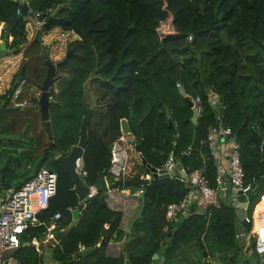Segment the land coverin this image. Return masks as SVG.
<instances>
[{"label": "trees", "instance_id": "trees-1", "mask_svg": "<svg viewBox=\"0 0 264 264\" xmlns=\"http://www.w3.org/2000/svg\"><path fill=\"white\" fill-rule=\"evenodd\" d=\"M23 3L31 13L55 7L46 15L43 32L59 28L77 35L66 44L71 53L64 64L54 71L56 91L47 106L51 139L30 91L38 88L46 67L38 56L40 39L26 44L25 18L16 13ZM165 20L169 29L159 34ZM0 22L2 37L11 36L7 50L18 51L26 44L16 74L21 71L24 84L15 100L29 102L13 106L10 89L0 96L6 99L0 107V135L11 136L0 138V196L18 188L40 167L56 173L55 193L46 208L36 213L43 224L20 234L12 252L18 264H42V253L31 241L40 243L59 229L66 233L53 247L57 264H123V253L114 256L107 249L118 243L123 251L126 237L130 264H264L253 250L249 229L237 231L233 208L226 200L204 205L202 214H197L199 205L194 200L189 202L176 229L166 236L172 227L164 217L166 205L190 191L177 175L151 179L142 187L141 216L127 232L121 226L122 213L107 206L104 193L105 183L135 192L141 183L139 172L149 171L139 156L158 168L169 152L177 159L183 156L186 175L202 169L214 187L216 166L205 136L220 113L221 123L230 130L228 137L238 144L243 184L257 181L247 196L246 215H252V225L264 221L259 207L264 196V0H0ZM176 83L184 94L202 99L195 124L189 121L191 110ZM208 88L219 96L223 112L206 102ZM86 91L94 94V101L80 158L82 179L93 185L102 176L103 191L93 193L82 206L54 157L65 154L77 141L80 101ZM122 118L132 139L123 144L124 170L111 184L109 146L120 135ZM140 140L138 154L134 144ZM74 208H78L77 219L68 227ZM54 212L59 218L50 224ZM240 232L245 237H236ZM162 240L165 243L152 260ZM97 243L93 253L80 255L79 247ZM243 248L250 250L249 258L242 256Z\"/></svg>", "mask_w": 264, "mask_h": 264}, {"label": "built area", "instance_id": "built-area-1", "mask_svg": "<svg viewBox=\"0 0 264 264\" xmlns=\"http://www.w3.org/2000/svg\"><path fill=\"white\" fill-rule=\"evenodd\" d=\"M54 10L55 7H49L46 8V10L42 13L39 11L31 13L29 16L32 18L33 30L36 31L38 29L41 31V26L44 22V16H46L49 12H53ZM16 13H19V8L16 10ZM62 75L65 74L63 73ZM23 84L24 79L21 78L16 87L11 90L10 100L15 107L29 105V102L25 100L21 102H17L15 100ZM176 86L181 88L178 83H176ZM32 88L33 87H31V89ZM55 91L56 80L54 79L47 89V98L49 101L52 99L51 93H54ZM5 92L6 91L0 88V96L5 95ZM39 93L40 91L36 87L32 90L33 97L38 96ZM183 95L190 101L189 108H191L197 118L202 111L201 97L198 95L193 96L184 94V92ZM205 97L206 102L216 110H219V108L222 107L219 96L210 88L206 90ZM220 117L221 114L217 113L214 123L207 127L205 136V141L207 142L210 155L211 149L214 148L215 143H219L221 150L225 153L224 163L218 167L215 165L216 175L214 177V187L210 186L207 178L202 172V169H193L187 175L182 169L184 176L179 178L190 186V191L180 201L168 203L166 205L164 210L165 218L172 220L177 213H183L185 211L184 209L191 200H189L188 196H190L193 191H197L196 194L199 198V201L203 205H206L209 203L217 204L220 197L226 199V201L228 200V197H230L233 201L237 195L243 193L248 188V185L243 184V171L239 163L238 144L233 139L228 137L230 130L228 127L223 126L220 121ZM126 140V138L119 135L110 143V164L107 169V174L111 184H113L115 181H118L122 171L124 170L126 151L123 144L126 142ZM176 161L177 158L174 157L172 152H169L162 165L155 169H164L168 177H173V173L176 168ZM75 168L79 176L83 178L85 171L82 169L80 159L76 160ZM138 178L141 180V183L135 191L136 195L142 192V187L150 182L152 176L149 171L139 172ZM226 180L229 183V195L227 193L228 188L225 185ZM55 187L56 173L40 167L35 170L31 176L26 179L18 188L7 190L8 192L6 191L3 196H0V264H18L16 258L12 255V252L19 245V236L28 227H35L43 224V222L38 219L36 213L46 208L48 200L55 193ZM87 187L89 188V193L84 199L78 201L79 205L83 206L86 199H88L94 193L93 185H87ZM117 191H120L118 186L106 185L105 183L106 193H114ZM246 207L247 200L243 209L245 211L243 218L249 224V233L253 237V250L258 256L260 262L264 263V222L258 224L255 229L250 230V224L252 225V215H250L248 218L246 215ZM58 218L59 213L54 212L49 218L50 224ZM104 227H106V225H104ZM51 234L52 232H50L47 237ZM236 237L241 238L245 236L244 233L240 232L236 235ZM31 243L34 245L35 249L38 250L37 245L39 243L34 239L31 241ZM81 249H83V247H79V250Z\"/></svg>", "mask_w": 264, "mask_h": 264}, {"label": "water", "instance_id": "water-1", "mask_svg": "<svg viewBox=\"0 0 264 264\" xmlns=\"http://www.w3.org/2000/svg\"><path fill=\"white\" fill-rule=\"evenodd\" d=\"M19 13L23 17L29 16L31 14V12L27 11V6L25 3L20 5ZM46 19H47V16L44 17V21ZM39 33L40 32L37 29L34 33L33 40H37L39 38ZM48 49H49L48 44H46V43L40 44L38 56L42 59L46 68H45L44 77L42 78L41 83L38 86L40 93L38 96L32 97V99H33V101H35L38 104L40 116H41V119L43 120L44 131H45L48 139H51L52 134H51L49 124L47 121V116H48L47 106L49 104V100L47 98V89L51 85L52 81L54 80L55 69L57 67H59L60 65L64 64L66 58L69 56L71 51L66 50L65 54L61 60L53 62L49 58ZM4 52H5V42L0 41V58L4 55ZM21 78H22V73L20 71L18 76L16 77L14 84L12 85V88L16 87L17 83L20 81ZM177 92L179 95H181L183 97L187 106L190 107V101L183 95V90L181 88H177ZM5 100L6 99H3L0 106L3 105ZM163 109H164L165 113H168V109L165 106H163ZM190 110H191V108H190ZM80 111H81V119H80L78 131H77L76 143L65 154L57 155L54 157V160H55L58 168L68 174V176L70 178V182H71L70 190L72 193L75 194L78 201L84 199L85 196L89 193V188L83 182L82 178L79 176V174L75 168L76 160L80 159L81 155L83 153V149H84L86 138H87V123H88V120H89V117H90V114L92 111L91 107L89 106V103L87 102V100L84 97L80 101ZM219 111L223 112V107H220ZM189 121L192 124L196 123V116L194 115L192 110H191V116L189 118ZM167 123H168V126L174 132V125L172 123L171 118H169V117L167 118ZM23 131H24V129H22L21 133ZM142 135L143 134L141 133V138H142ZM0 138H11V136L0 135ZM15 139H20V136H16ZM141 145H142V140H140L134 144V149L138 154L140 153ZM139 158H140L141 165L145 166L149 170V172L151 173L152 179L156 180V179L168 177V175L164 171V169H158L157 170L153 167H150L141 156H139ZM182 158H183V156H181L175 162V167L178 170L179 175L181 177L184 176V173L182 171V166H181ZM256 182L249 184L248 188L243 193L237 195L235 200L232 201L230 197H228V200H227L229 205L233 208V213H234V217H235L236 221L239 222L240 226L245 231H247L249 229V224L243 218L245 215V211L243 209L246 205L247 196L250 194V192L254 188ZM225 185L228 188L227 193L229 195L230 190H229V183L227 182V180H226ZM93 188H94V193L103 191V177L102 176H99L97 178V181L93 184ZM137 197L139 200V207H138L137 211L132 215V217L127 221V226H126L127 231L131 230L133 223L141 216V212L143 209V192L139 193L137 195ZM184 210L186 211V208ZM202 212H203V209L199 208L197 211V214H202ZM77 214H78V208H74L71 210V220L68 224V227H71L74 224L75 219L77 218ZM179 221H181V218H178L176 222L172 223L171 230H168L166 232V236H170L171 232H173L176 229ZM65 233H66L65 229H59V230L52 232V235H53V239L51 240L52 245H47L46 248L54 247L58 243V241L61 239V237H63L65 235ZM128 240H129V237H126V240L123 244V258H124L123 264H130L128 261L127 253L125 251V249L127 247ZM164 243H165V240H162L160 242V245L158 246L156 252L152 254L151 259H156L158 257V253L161 251V248H162ZM98 245H99V243H97L95 246H93L91 248L81 249L80 255L86 256L88 254L93 253L96 250V248L98 247ZM199 246H201V243H199ZM43 248H45L43 243H39L37 245L38 250H41ZM202 255L205 256L204 250H202Z\"/></svg>", "mask_w": 264, "mask_h": 264}, {"label": "crops", "instance_id": "crops-1", "mask_svg": "<svg viewBox=\"0 0 264 264\" xmlns=\"http://www.w3.org/2000/svg\"><path fill=\"white\" fill-rule=\"evenodd\" d=\"M31 26L32 25L30 24V22L27 21V19H26L25 23H24L26 44L30 40H32L34 37L35 31L30 28ZM2 30H3V23L0 22V41L5 42V52H4V55L0 58V88L3 89L4 91H7L8 89H10V91H11L13 89L12 85L14 84L16 77L18 76V75L16 76V74L19 71L20 63H21V61H23L25 59L23 57L22 52H23V49H24L26 44L22 45L18 51L17 50H7L6 46L10 42L11 36H7V37L3 36L2 37V34H1ZM39 32H40L39 33V39L41 38V34H43L45 36H48L49 40H51V41L64 42L65 40H68L70 37H71L70 40L77 38V35L74 34L73 32L62 31L59 28H52L51 30H49L47 32H43L42 30ZM70 40H68V42ZM40 41H43L44 43L48 44V46L51 45L48 41H44L41 39H40ZM52 48L53 47L50 46L49 51ZM55 56H58V55H52L51 58L55 59ZM34 88L35 87L30 89V91L32 92V90ZM88 97L89 98L86 97L85 99L87 100V102L89 103V106H90L94 100V95L92 94L91 91L88 92ZM2 101H3V99L2 100L0 99V104L2 103ZM10 102H11V100H10ZM119 130H120L121 136H123L127 140L132 139V136L130 135V133L126 129V121L123 118L119 120ZM211 155H212L213 161L217 167L221 166L224 163L225 153L221 150L219 143H215L214 148L211 149ZM173 175L174 176L177 175L178 177H181L179 175V172H177L176 168H175ZM8 190H10V189H8ZM104 193L106 195L107 206L112 210L120 211L122 213L121 226L124 229V231L127 232V230H126L127 221L132 217V215L135 213V211L137 210V208L139 206V200H138L137 195L135 194V192H132L128 189H120V191H117L114 193H106V192H104ZM196 193H197V191H193V193L190 196H188L189 200L191 199L190 202L194 200L199 205V208L203 209L204 205L199 201V198H198ZM263 198H264V196L262 197V202L260 204L261 207H264ZM182 214H184V212L183 213H177L174 216V219H172V220H169L167 218H165V220L169 221L171 223H174L177 221L178 218L182 219ZM76 219H75V221H76ZM50 240H51V238L47 239L45 241L48 242ZM44 242H42V243L44 244ZM107 250H108L107 251L108 254L114 255V256L117 255V253H119V252L123 253L122 248H121L120 244H118V243L109 244V247ZM152 260H154V259H152ZM150 264H153V263H150ZM156 264H157V262H156Z\"/></svg>", "mask_w": 264, "mask_h": 264}, {"label": "rangeland", "instance_id": "rangeland-1", "mask_svg": "<svg viewBox=\"0 0 264 264\" xmlns=\"http://www.w3.org/2000/svg\"><path fill=\"white\" fill-rule=\"evenodd\" d=\"M24 18H25V20L27 19V21H29L30 24L32 25V18L30 16H26ZM168 25H169L168 20H165L162 23V25L158 28V33L161 34L162 32L167 31L169 29ZM30 28L33 29L32 26ZM40 39L41 40H44V41H48L51 44V45H49V47L52 46L53 48L50 49V51L48 49L49 58H50L51 61L56 62V61H59V60H61L63 58V56L65 54V51H66V44L68 43V40L71 39V37L68 40H65L64 42H61V41H51V40H49V37L48 36H45V35L41 34V38ZM41 43H44V42L41 41L40 44ZM52 55H58L60 58L58 56H55V59L54 58H51ZM62 74H63L62 71H58V75L61 76ZM88 92L89 91H86V93H84V95H83L84 98H86V97L89 98L88 97ZM4 193H6V191ZM220 200H226V199H223V198L220 197ZM259 207L262 208L261 211H260V214L261 215H264V207H261L260 205H259ZM253 210H254V208H253ZM256 224L255 223L253 225L250 224V230L255 229V225ZM236 229H237V231H241V229H242V227L240 226V224H239L238 221H236ZM247 239L248 238L245 239V243L247 244L246 247H248V245L250 244V241L247 240ZM43 245L45 246V248H43V249L40 250V252L42 253V256L40 257L42 264H57L58 262L55 261V259H54V253L55 252H53V247L52 248H46L47 245H52L51 240L48 241V242L45 241ZM243 249L245 251L242 252V256L245 257V258H249L250 257V250L249 249H246V248H243ZM194 253H195L194 256H196L197 258L200 257V254H199L198 249L196 247H194ZM154 260H156V259H154ZM152 263L153 264H156L155 261H153ZM213 264H215V263H213Z\"/></svg>", "mask_w": 264, "mask_h": 264}, {"label": "bare ground", "instance_id": "bare-ground-1", "mask_svg": "<svg viewBox=\"0 0 264 264\" xmlns=\"http://www.w3.org/2000/svg\"><path fill=\"white\" fill-rule=\"evenodd\" d=\"M263 204H264V198H263ZM264 222V221H263ZM260 223H262V222H259L258 224H260ZM258 224H256V226H258ZM256 226H255V228H256ZM50 238H51V240L53 239V235L51 234V236H50ZM49 238V239H50Z\"/></svg>", "mask_w": 264, "mask_h": 264}]
</instances>
